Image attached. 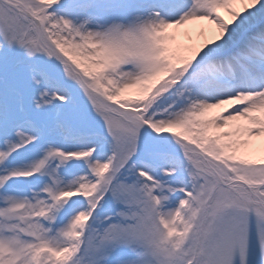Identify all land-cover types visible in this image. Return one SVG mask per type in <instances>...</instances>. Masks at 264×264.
<instances>
[{"label": "snow or ice", "instance_id": "obj_1", "mask_svg": "<svg viewBox=\"0 0 264 264\" xmlns=\"http://www.w3.org/2000/svg\"><path fill=\"white\" fill-rule=\"evenodd\" d=\"M0 264H264V0H0Z\"/></svg>", "mask_w": 264, "mask_h": 264}]
</instances>
